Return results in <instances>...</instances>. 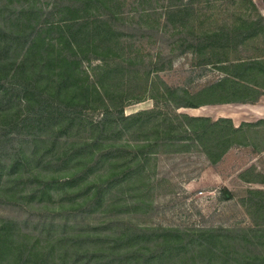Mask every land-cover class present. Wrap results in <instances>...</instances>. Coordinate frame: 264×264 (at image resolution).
<instances>
[{"label":"rangeland","instance_id":"374dc122","mask_svg":"<svg viewBox=\"0 0 264 264\" xmlns=\"http://www.w3.org/2000/svg\"><path fill=\"white\" fill-rule=\"evenodd\" d=\"M0 67V264L264 253V0H0Z\"/></svg>","mask_w":264,"mask_h":264},{"label":"trees","instance_id":"16d2710c","mask_svg":"<svg viewBox=\"0 0 264 264\" xmlns=\"http://www.w3.org/2000/svg\"><path fill=\"white\" fill-rule=\"evenodd\" d=\"M31 35H29L30 37ZM9 74L8 70H4L0 67V92L2 91V87H4L5 82L8 80L9 77H7ZM121 118L125 119V116H121ZM228 199L232 198V193L229 191ZM258 230L252 229L248 231L247 233L257 234ZM261 233V230L260 232ZM251 235V234H249ZM244 238V237H243ZM248 239V238H244ZM250 242L251 239H249ZM252 244H255L252 242ZM236 251V252H234ZM228 250L225 252L226 257L224 258L222 264H264V253H260L256 250L250 249L249 251L246 250V253H240L237 250Z\"/></svg>","mask_w":264,"mask_h":264}]
</instances>
